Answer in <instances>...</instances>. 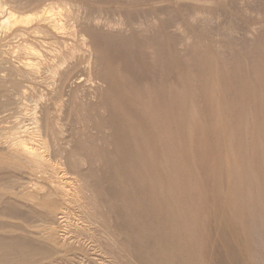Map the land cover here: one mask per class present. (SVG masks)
I'll list each match as a JSON object with an SVG mask.
<instances>
[{
  "label": "rangeland",
  "instance_id": "rangeland-1",
  "mask_svg": "<svg viewBox=\"0 0 264 264\" xmlns=\"http://www.w3.org/2000/svg\"><path fill=\"white\" fill-rule=\"evenodd\" d=\"M68 1L74 34L38 35L49 49L85 35L93 53L95 84L75 87L89 68L81 50L56 100L68 104L52 112L56 157L84 200L54 203L71 215L56 219L9 195L23 175L0 168V264H264V0ZM21 37L1 42L0 59ZM38 80L13 88H53ZM13 88L0 89L3 116L18 106ZM48 223L62 245L42 237Z\"/></svg>",
  "mask_w": 264,
  "mask_h": 264
},
{
  "label": "bare ground",
  "instance_id": "bare-ground-1",
  "mask_svg": "<svg viewBox=\"0 0 264 264\" xmlns=\"http://www.w3.org/2000/svg\"><path fill=\"white\" fill-rule=\"evenodd\" d=\"M13 1H15V0H13ZM13 1H10V2L13 3ZM59 1L58 2H55V1L50 2L46 5H44L41 9L39 8L40 10L37 9L35 11H23V10H25V7H23L24 9L20 10L16 6L17 1H16V3L14 2V4L18 9H16V7L12 6L13 4L12 5H10L11 3L8 4L7 3L8 1L5 2V0L4 1L0 0V44L3 40L9 39L10 37L15 36V34L18 35V33H20V35L22 36L20 39L17 38L18 41L16 40V42H14L13 45H11L9 48L7 47L8 49L6 51H3V54H4L3 57L1 56V59H0V89H1V91H3V89H5V88L7 90L9 87L13 88L14 86L15 87L16 86L20 87L21 85L23 86V84H22L23 82H26V84H27V82H29L28 84H30V85H33V83L37 84V82L39 81L38 79H41L43 82L49 80L50 82L48 81V83H51L53 85L52 89L46 88L47 87L46 86L47 82H46V85H44L45 88L51 89V90H49V92L47 91V93L42 90L43 88L42 89L38 88L39 90H42V91H38V90L36 91L35 90L34 92L32 91L33 93H31L29 91V90H31V88H29L30 87L29 85H28L29 87H27L29 89H26L29 91L28 93L23 91V90L21 91L20 90L21 88H18V87L13 88L14 90L10 89V91L12 90L13 93L15 92L13 96L16 98L18 106H16L17 107L16 109H15V107H14V109L12 108L14 110L12 113L4 114V116L1 114L5 111L9 110V109L7 106H4L5 110H2L0 108V115L2 116V117H0V168L3 169L4 167L5 168L7 167L6 168L7 170L9 168L14 172H17V173H20L23 175L22 177H20L21 178L20 180H16L15 182H13V181L11 182L14 184L16 183L15 185H18L17 187L19 189L16 187H12V189L16 188V189H18V191L17 190L14 191V189H13L14 192L12 191L11 194H9L7 192L9 195L12 196V194H13L18 198V200L25 202V204L26 203L32 204V205H35L37 208L40 207L45 212L48 211V213L51 214L53 217H56V219H58L57 216L61 214L62 216L60 215L59 218H64L67 220L71 216L70 215L68 217V209L65 208V206H62L61 208L60 207L57 208L56 205H54V203L61 202V203H64L66 205H69V204L71 205V203L77 204V203H80L82 200H84L83 198L80 197L81 195H79V193H80L79 187H81L80 181H82L80 179H82V178H79L78 174H77L78 176L74 175L73 173L75 171L71 172L69 170V168H67L66 162L63 161V159H61L64 156L61 155L62 151H61V146L59 145V142L61 140H58L59 139L58 137L60 136L58 134H61L62 132L61 133L59 132L57 134L58 131L56 132V128L53 127V126H57L56 124H53L54 123V120H53L54 116L52 113V112H54L53 106L58 107L59 111H61V110L63 111L64 108L62 109V107H64L65 104H68V102H66V101L56 102V100L59 99V94H61V90H63L66 81L68 80V82H69L71 70L75 69V66L73 68H71L75 64V62H74V64L71 65L73 63L72 59L81 50H83L85 52H89L88 54H86L87 58H88L87 64H89L88 65L89 68L87 67L88 68V70H87L85 67L86 71L88 72L86 76L83 77L81 75L82 74L81 73L80 74L81 76L79 75V76L75 77L76 81H74V82H76V85H77L75 87H84V86L86 87L88 85H90V87H91V85L95 84L94 82H96L95 81L96 76L93 72V67H92L93 65L91 64L92 61L94 60L93 59V53H92V51H90L89 48L85 49V47L88 46L86 44V37H84L85 35L82 36V39L79 38L80 40H77L75 43L69 44L67 41L68 45H65L64 47L59 46L60 44H62V42L59 44V42L61 40H63L65 37H68V36L74 34V28L76 25L74 23L75 22L74 20H77L76 19L77 13L74 14V12H76L75 9L72 10L70 8L71 3H69L70 6L68 7V3H67L68 0L66 2H64L65 0L61 1V2H59ZM21 4H22V2L20 3V5ZM72 6L74 7L73 4H72ZM20 8H22V7H20ZM76 28H75V30H77ZM40 33L46 34L48 36L47 38L45 37L46 39H48V38H51V40L54 39L55 40L54 42H57L59 45H57V47H55V45H53L54 48H50V49L47 47L45 48L44 45L42 44L43 41H41V39H40V35H38ZM75 33H76V31H75ZM81 35H83V34L81 33ZM33 37L36 38L33 40H37V42L36 41H34V42L30 41V39ZM38 39H40V40H38ZM69 39H71V37H69ZM74 39H73V41H74ZM65 41H66V39H65ZM54 42H51V43H54ZM2 43H5V41ZM7 44H9V43L7 42ZM1 47H2V44H1ZM50 47H52V46H50ZM1 52H0V54H1ZM80 54L82 55V51ZM73 60H75V59H73ZM70 61L72 63H70ZM78 74H76V75H78ZM41 80H40V83H41ZM43 82L39 85L40 87L43 86L42 85ZM71 84L69 83V88H70ZM34 86L36 87V85H33V87ZM48 86H49V84H48ZM95 86L97 87V84ZM23 87L25 89L26 85ZM65 87H67V89H68V85ZM45 88H44V90H45ZM67 89H66V91H67ZM86 89H87V87H86ZM91 89L92 88H90V90ZM32 90H33V88H32ZM71 90L73 92V89H71ZM78 90L76 91L77 93H78ZM68 91H69V89H68ZM83 91L86 92L87 90H83ZM5 92H8V91H5ZM76 92H75V94H76ZM91 92H93V90ZM62 94H64V92ZM69 94L70 93H68V96H69ZM81 94H84V93H81ZM71 95H70V98H71ZM76 95H78V94H76ZM7 96H9V94ZM62 96H64V95H62ZM61 97H60V99H61ZM72 97H75V96L73 95ZM65 100H67V101L70 100L67 98V93H66V99ZM15 101H13V102H15ZM9 105H10V103H9ZM14 105H16V103ZM83 106H86V105H83ZM4 107H3V109H4ZM55 107H54V109H55ZM58 108H56V109H58ZM10 110H9V112H10ZM56 112H58V111H56ZM59 113H58V115H59ZM60 116H62V115H60ZM81 116H82V114H81ZM78 118H79V116H78ZM82 119H83V117H82ZM57 120H58V118H56V121ZM58 122H60V121L58 120ZM63 128L61 129V127H60L61 130H59L58 128L57 129L59 131H62ZM55 153H60L59 155H61L62 157L57 156L60 158V159H57ZM77 158H79V156ZM72 160H74V159L72 158ZM83 160H84V158H83ZM24 174L28 175V176L25 177ZM82 189L84 190V187ZM1 193L7 194L5 192H1ZM3 194H1L2 197H3ZM87 194H90V193H87ZM17 198H16V200H17ZM80 198L82 199L81 201H80ZM83 203H84V201H83ZM79 206H81V205H79ZM79 206L77 207V210H78ZM87 206H88V204H87ZM81 208H82V206H81ZM81 208H79V209H81ZM95 215H97V214H95ZM76 216H77L76 218H78V214ZM84 216H85V214H84ZM3 218L4 217H2V219ZM76 218H74V219H76ZM14 219L10 218V221L14 220ZM70 219H72V218H70ZM91 219H93V218H91ZM1 220H0V223H1ZM2 221H4V219ZM5 221L3 222L4 224H5ZM72 221H74V220H72ZM14 222H17V221H14ZM67 224L65 223V225H67ZM5 226H6V224H5ZM82 226H80V227H82ZM23 227H24V224H23ZM34 227H36L37 229H41L40 226H37V225ZM3 228H5V227H3ZM28 228H30V227H27V229ZM57 228H56V226H53V224L50 225V223H48V225H44V230H41V232L47 231V233L46 232H45V234L43 233L45 236H42V237L47 238L46 240L51 242L52 246H54V245L59 246L58 244L62 245V243H60V240H58ZM60 228L64 229V227H60ZM9 229H11V228H9ZM5 230H6V228H5ZM5 230L3 229L2 232H4ZM13 230H15V229H13ZM9 232H11V231H9ZM9 232H8V234H9ZM66 232H68V231H66ZM66 232H64V233H66ZM21 233H23V232H21ZM39 233H40V231H39ZM77 233H79V232H77ZM62 235H64V234H62ZM64 238L67 239L68 237H63V239ZM59 239H60V237H59ZM70 243H71V241H70ZM66 244L64 243V246ZM73 244H75V243H73ZM67 245H69V244H67ZM66 255H68V254H66Z\"/></svg>",
  "mask_w": 264,
  "mask_h": 264
}]
</instances>
